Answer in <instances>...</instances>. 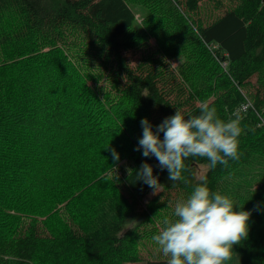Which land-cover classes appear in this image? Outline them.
Wrapping results in <instances>:
<instances>
[{
	"label": "trees",
	"instance_id": "trees-1",
	"mask_svg": "<svg viewBox=\"0 0 264 264\" xmlns=\"http://www.w3.org/2000/svg\"><path fill=\"white\" fill-rule=\"evenodd\" d=\"M133 5L157 14L142 34ZM203 103L241 117L242 155L215 169L189 158L185 181L172 182L135 150L140 121L155 130ZM123 158L132 175L115 172ZM145 161L161 186L143 202ZM202 179L252 210L234 252L238 264H264V0H0V264L143 260L170 194ZM145 261L166 264L160 253Z\"/></svg>",
	"mask_w": 264,
	"mask_h": 264
},
{
	"label": "clouds",
	"instance_id": "clouds-1",
	"mask_svg": "<svg viewBox=\"0 0 264 264\" xmlns=\"http://www.w3.org/2000/svg\"><path fill=\"white\" fill-rule=\"evenodd\" d=\"M199 114L176 108L153 129L147 117L140 121L142 135L135 150L143 157H155L159 168L168 171L172 182L185 181V161L201 158L210 169L229 167V161L240 159L241 117L233 114L221 118L215 107L203 103ZM161 133L163 137L161 138ZM114 158L119 153L112 149ZM129 175L133 170L129 169ZM156 195L161 186L153 166L141 164L135 173ZM252 210H245L233 198L213 191L202 179L192 191L177 199L171 216L165 217L159 231L152 236L166 264H224L232 258L234 246L248 238Z\"/></svg>",
	"mask_w": 264,
	"mask_h": 264
},
{
	"label": "rangeland",
	"instance_id": "rangeland-1",
	"mask_svg": "<svg viewBox=\"0 0 264 264\" xmlns=\"http://www.w3.org/2000/svg\"><path fill=\"white\" fill-rule=\"evenodd\" d=\"M132 7H133V10H134L135 16H136V26H135V28L137 30V33L142 34V33H144L146 31V25L144 23L145 19L147 18L146 24L152 23L151 20H155L157 14H155L154 11H150L149 8H147V7L143 6V5H133ZM150 44L151 45L154 44V39L153 38L150 39ZM142 54H143V52H142L141 49H137L135 51L129 52L128 55H129V58H130L132 64L137 62L141 58ZM174 64H175V62H174ZM251 83H252L253 86H250V89L253 92L254 88L256 87L255 77H253L251 79ZM255 162H259V160H256ZM115 166H116L115 167V172L118 175H121L122 173H125V172H127L129 170L130 162L127 159L123 158ZM254 167L255 166L248 165L245 168H243V171L245 170L244 173H248V175L250 176L251 172L255 170ZM205 169H206V166L198 167L197 175L201 176V174L204 172ZM120 187H121V190H123L124 192L127 191L123 184H120ZM159 192H160V188L158 189V193ZM151 193L152 192H150L143 199L144 200L143 202H145L146 200H148V199H150L151 197L154 196V195H151ZM164 196L167 197L165 194H164ZM178 197H180V196H178ZM175 199H176V194L171 193L170 194V203L172 205L174 204ZM140 247H141L140 248V252H141V254L143 256V260H139V261H136V262L127 261V262H124L123 264H146V261H145L146 258H153L154 256H156V254H159V252L157 250V246L153 242L152 239H144L142 241ZM161 256H163V255L161 254ZM238 260L239 259H238L237 254L235 252H233L231 260L225 261L224 264H238Z\"/></svg>",
	"mask_w": 264,
	"mask_h": 264
},
{
	"label": "built area",
	"instance_id": "built-area-1",
	"mask_svg": "<svg viewBox=\"0 0 264 264\" xmlns=\"http://www.w3.org/2000/svg\"><path fill=\"white\" fill-rule=\"evenodd\" d=\"M225 65V64H223ZM251 106L250 102L249 101H246L245 103H243L241 106H240V110L241 111H246L249 109V107Z\"/></svg>",
	"mask_w": 264,
	"mask_h": 264
}]
</instances>
